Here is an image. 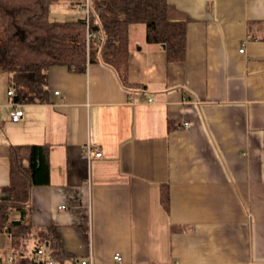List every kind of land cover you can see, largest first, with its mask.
Listing matches in <instances>:
<instances>
[{"label":"crops","instance_id":"1","mask_svg":"<svg viewBox=\"0 0 264 264\" xmlns=\"http://www.w3.org/2000/svg\"><path fill=\"white\" fill-rule=\"evenodd\" d=\"M167 11L186 24L184 58L169 62L132 25L128 78L142 89L102 62L54 66L48 102L15 104L0 65V203L15 147H46L50 168L0 226V264H42L38 247L50 259L35 231L15 244L14 221L56 227L68 264H264V0ZM141 93L153 102L135 104Z\"/></svg>","mask_w":264,"mask_h":264},{"label":"trees","instance_id":"2","mask_svg":"<svg viewBox=\"0 0 264 264\" xmlns=\"http://www.w3.org/2000/svg\"><path fill=\"white\" fill-rule=\"evenodd\" d=\"M64 1L0 0V65L8 73L15 104L48 102V72L54 66L82 72L88 63L102 62L116 71L124 86L142 89L128 78L130 28L135 24L145 26L147 44L165 46L169 62L184 58L186 24L169 19L168 0H89L88 15L83 12L73 21H52V6ZM88 33L93 35L88 38ZM49 183L48 149L37 145L15 147L10 159V184L4 188L9 199L0 203V226L9 221L12 211L26 206L32 186ZM12 226L14 229L8 231L17 239L15 244L35 231L51 260L74 263L56 227L37 231L19 221Z\"/></svg>","mask_w":264,"mask_h":264},{"label":"built area","instance_id":"3","mask_svg":"<svg viewBox=\"0 0 264 264\" xmlns=\"http://www.w3.org/2000/svg\"><path fill=\"white\" fill-rule=\"evenodd\" d=\"M89 7H90V1L89 0H82L81 3L77 4V8L78 10L86 13L87 15L89 14ZM93 34L92 33H88V38H90ZM13 94V92L11 91V95ZM59 94V92L57 93ZM145 99H147L148 103H152L153 99L151 98H145V94L141 93L140 95H138L135 98V104L137 103H143L145 102ZM24 115V111L22 109L16 108L15 110H13L11 112V118L14 122H18L22 119ZM189 126L188 123L184 124V127L187 128ZM85 155L87 156L88 160H91L92 157L94 156L95 158H102L103 153L99 150V149H95L94 145H89L85 151ZM37 262H41L42 264H57L55 261L48 259V260H42L41 257L42 255H44L45 250L43 247H38L37 248ZM116 259L118 261H121V256L119 254L116 255ZM10 262H12V260H9ZM1 263V262H0ZM83 264H86V262H84Z\"/></svg>","mask_w":264,"mask_h":264},{"label":"rangeland","instance_id":"4","mask_svg":"<svg viewBox=\"0 0 264 264\" xmlns=\"http://www.w3.org/2000/svg\"><path fill=\"white\" fill-rule=\"evenodd\" d=\"M83 12L72 7L70 5V0H67L62 3H58L52 6L51 8V17L50 19L52 21H73L76 20L79 17L83 16ZM137 26H142L141 24Z\"/></svg>","mask_w":264,"mask_h":264},{"label":"water","instance_id":"5","mask_svg":"<svg viewBox=\"0 0 264 264\" xmlns=\"http://www.w3.org/2000/svg\"><path fill=\"white\" fill-rule=\"evenodd\" d=\"M165 48V46H163Z\"/></svg>","mask_w":264,"mask_h":264}]
</instances>
